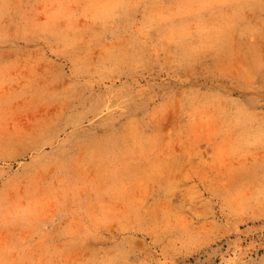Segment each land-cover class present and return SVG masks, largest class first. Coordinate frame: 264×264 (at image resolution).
Returning a JSON list of instances; mask_svg holds the SVG:
<instances>
[{"label":"rangeland","instance_id":"obj_1","mask_svg":"<svg viewBox=\"0 0 264 264\" xmlns=\"http://www.w3.org/2000/svg\"><path fill=\"white\" fill-rule=\"evenodd\" d=\"M0 264H264V0H0Z\"/></svg>","mask_w":264,"mask_h":264}]
</instances>
